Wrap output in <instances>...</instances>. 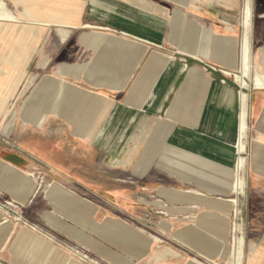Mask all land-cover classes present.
Returning a JSON list of instances; mask_svg holds the SVG:
<instances>
[{"label":"crops","instance_id":"0c3cea01","mask_svg":"<svg viewBox=\"0 0 264 264\" xmlns=\"http://www.w3.org/2000/svg\"><path fill=\"white\" fill-rule=\"evenodd\" d=\"M170 1L184 10L173 11ZM205 1L70 0L74 12L65 19L48 11L37 24L0 23L19 33L31 25L41 33L40 41L55 27L62 43L69 38L67 28L89 29L75 40L80 57L111 54L107 68L92 75H106L118 62L115 55L122 59L117 82L109 73V81L101 82L108 87L100 92L59 79L88 81L86 64L61 65L52 73L54 80L43 90L44 99L51 94L44 127L52 129L53 117H60L71 127L69 136L49 131L12 143V134L3 135L0 264H89L77 245L111 264H231L235 221L242 226L236 236L244 238L242 264H264V89L249 92L247 185L245 194H238L241 101L229 78L239 71L241 43L223 31L219 18L234 26L240 17L237 6L228 8L224 0ZM15 15L21 17L19 8ZM188 26L193 36L185 32ZM256 49L252 62L264 68V46ZM19 74L8 76L9 88L2 92L10 97L0 109H8L17 95L25 76ZM64 90L96 113L92 122L90 116L80 124L97 128L74 133L79 123L74 112L64 117L61 110L66 103L72 110L77 105ZM86 92L95 96L84 98ZM122 126L115 148L106 150L109 135ZM84 143L91 149L78 150ZM100 143L103 149L92 150ZM144 190L149 199L139 197Z\"/></svg>","mask_w":264,"mask_h":264},{"label":"rangeland","instance_id":"374dc122","mask_svg":"<svg viewBox=\"0 0 264 264\" xmlns=\"http://www.w3.org/2000/svg\"><path fill=\"white\" fill-rule=\"evenodd\" d=\"M178 1H183V0H178ZM202 1L206 2L205 0H202ZM211 1H213V0H211ZM224 1H225L224 2L225 4H228L227 5L228 8H232L233 6H237V8H236L237 17H240L239 21L241 23L243 5H244L245 0H234V1L224 0ZM4 2L7 4L8 8L11 11H13L14 13L17 14L18 8H17V6H15V3L13 0H4ZM18 2L20 4V7H23V5L25 3H27V4H25V6L27 5L25 8L29 9V11H27L29 14L23 15V18H25V19H26V17L31 18V15H34L37 13H39V15L41 13L45 15L44 12L47 13L48 11H57L58 17L65 19L66 16H70V11H73V7L71 5H68V4H70V0H18ZM77 6L78 5H76L75 7H77ZM81 8H82V6L80 4L78 6V8L76 9V13L79 12L81 10ZM170 8H172L173 11H175V9L184 10L181 8V6L179 4L178 5L174 4L171 1H170ZM233 9L235 10V7H233ZM19 10L21 11L22 9L20 8ZM193 12L195 14L197 13L196 10H193ZM263 14H264V0H253V22H252V33H251L252 34L251 35V45H252V56L253 57H254V54L256 53V50H257L256 48H259L260 46H264V18H260V16ZM219 20H220V22L219 21L218 22L223 27V31L225 33H229L231 35L238 37V39L241 43L242 37H243L242 25L237 24V25H234L235 26L234 27L232 25L225 24L222 17H220ZM179 21H180V19H179ZM25 26L29 30L31 29L30 31H35V30H32V28H29L30 26H28V25H25ZM228 28L231 29L232 31L229 30ZM67 30L69 31V38L66 42L62 43L61 37L58 34L57 28H55V27L49 28L47 30L46 37H44L41 41L39 40L40 42L39 41L37 42V46L35 48L37 52H33L32 56L30 55L31 54L30 49H31L32 45L22 44V42L19 41V39L25 41V39L22 36V34H23L22 31L19 33V31L17 30L18 35L16 37H6V38L3 37L1 39V36H0V82H1L0 83V91H1L0 92V101H2V104H0V105H6L5 103H7V100L10 97L9 92H6V93L2 92L4 90H6L7 88H9V86L6 84V83H9L8 80L10 79V77H8V76L10 74H14L16 76L19 73L21 75L25 74L24 79L21 82V84L19 85V88L17 90V95L15 96L16 98L13 97L12 99H10V101L8 103L9 108L8 109H0V111L5 114V116L3 117L4 119L0 123V144L3 143L2 142L3 140H6V138L3 136L5 134H7V135L12 134L11 135V138L13 139L12 143L18 141L19 139L25 138L26 136H32V135H38L39 136V135H45V134L49 135V131H52V133L59 135V138L61 135H63V137H64L65 135L69 136L71 134V132H72L71 127L65 122L64 119H59L60 117H53V118H55L53 120V121H55L53 128L50 129L47 125L46 127L43 126L44 130H38L41 128L37 129L35 126H31V125L27 126L23 123V119H22L23 108H26V110L27 109L30 110V108L33 106H35V107L42 106V107L46 108L48 106V104H50L49 101H46L47 100L46 98L45 99L43 98L44 97L43 96L44 86L48 82L54 80V77H53L54 75L52 73L58 72L61 65L73 67V66H78L81 64H86V66L89 69V72H88L89 76L87 78L88 81L81 80L80 76L77 78H73V76H71V77L65 76V77H61V78L59 77V79H62L66 83H68L67 86H71V87L77 86V87L85 89V90L88 89L91 92H100L101 88L103 89L104 87H108L106 85V83H103V85H102L101 82H102V80L109 81V78H106V77H108L106 75H108L109 73L111 74L110 79L114 82H117V79L120 77L118 75L121 72V71H119V68H120V64L122 62L120 60H122V59H120L121 56L118 54L115 55V57L118 59V62L115 63L114 65H112L113 67H111L110 70L107 69L106 75H103L101 72L100 73L97 72V74L95 73L94 75H92V72L96 69L107 68L108 65H107L106 61L110 58L111 54H102V56L100 54L97 58H95L94 53H87L86 56L82 59V57H80L81 48L75 44V40H77V38L80 36V34H82L85 31H89V29L73 30L71 28H67ZM188 30H189V35L193 36L194 33H192V29L189 26L187 29L185 28V32ZM256 32L258 33V37H255ZM183 38H185V37H181V40ZM258 38L260 39V41H257ZM18 41H19V43H18ZM34 53H36V54L34 55ZM99 58L101 60H99ZM44 61H47V64H46V66L43 67L42 64ZM115 65L117 66L116 69L114 68ZM252 65H253V62H252ZM68 74H71V72H68ZM236 75H238V73H235V75L232 76V78H229L230 84L237 86V88L240 92H242V93L245 92L249 96H251L249 92H251L253 87H255L254 84H249L250 85L249 89L248 88H244V89L241 88L240 89L238 87L239 83L235 80ZM29 81H32V82L29 83ZM3 82H4V84H3ZM224 82L225 81H223V83ZM97 83L100 84V87L95 86ZM18 95H20V97H18ZM46 95H47V98L50 99L51 94L47 92ZM86 96L87 97L88 96L94 97L95 95L89 94L88 92L83 93V97L87 98ZM74 97L76 98L75 104L77 105V109L72 110L71 109L72 106L70 107L68 103H66L64 105L61 103L63 105L62 110H61V116L66 117L67 116L66 113L68 111H70V114L72 112H74V114H75L74 119H75V121L79 122V123H75V125L73 127L74 133L77 134V133H80L81 128L83 127V124L82 123L80 124V122H82L83 119L86 120L90 116L91 117H90V119H88V121L92 122V118L94 119V117L96 116V113L93 114L90 111L91 107L88 110V108L85 105L86 103L84 101L80 100V98L77 95H75ZM75 98H74V101H75ZM42 99H44V100L42 101ZM40 101H42V102H40ZM251 106H252V104L250 103V107ZM68 107H69V109H68ZM50 121H52V120H50ZM96 122H97V120H96ZM95 124L96 123H94L93 126H90V125L86 126L84 129H82L81 133L86 135L88 129H90L91 127L97 128V126ZM248 124L249 125L247 126V128H248L247 137L249 136V130H250V122L249 121H248ZM105 128H107V127H105ZM124 128L125 127L122 126L120 129L123 131V133H124V130H123ZM103 130H101V131H103ZM120 130L117 132L118 135L116 137H119V138L121 137V135H120L121 131ZM77 138H78L77 136H74V139H76V143L78 140ZM108 140L114 141L113 138H111V139L108 138ZM108 140L105 142V145H106L105 148H107L109 146L107 144V142H109ZM117 141H118V139H117ZM246 141L248 142V138ZM122 144H123V146L126 145V147L128 145L127 142H123ZM115 145H116V143H115ZM115 145L113 146L112 149L115 148ZM78 147H79V148H77L78 150L80 149L83 151L91 149V147H89L88 144H85V143L79 145ZM102 147H103V144L100 143V144H97L96 146L92 147V150L99 152L100 149H103ZM240 156L247 157V151ZM240 156H238V157H240ZM100 162H102V161L100 160ZM146 164H149V158L147 159ZM246 174H247V170L245 172V178H246ZM141 182L142 181L139 179V183H141ZM148 193H149L148 191L144 190L142 192V194H145V195H140L139 197L141 199L142 198H144V199L148 198L149 199V196H147ZM1 197H2V195H0V198ZM6 200L3 202H6ZM138 215L140 216V214H138ZM26 223H28V222H26ZM236 223H237V221H236ZM236 223H233V224L236 225ZM135 224H137V227L144 228V226H142V224H140V223H135ZM143 224H144V222H143ZM235 225H233L234 228L236 227ZM236 235H239V233H234L233 239H235ZM236 238H238V237L236 236ZM160 243L161 242H159V244ZM162 243H163V241H162ZM77 246L79 247V250L83 251L84 254H86L88 256L89 259L86 261H88L89 264H92L91 262H96V264H111L106 259H105L106 263L104 262V260L100 259L99 255L95 251H93L87 247L81 246V245H77ZM77 246H75V248Z\"/></svg>","mask_w":264,"mask_h":264},{"label":"bare ground","instance_id":"6f19581e","mask_svg":"<svg viewBox=\"0 0 264 264\" xmlns=\"http://www.w3.org/2000/svg\"><path fill=\"white\" fill-rule=\"evenodd\" d=\"M194 1H196V0H194ZM25 4H27V3H25ZM25 4L23 5V7H20V4L18 2V8L22 9L20 11V13H21V17H20V16L15 15V13H13L8 8V6L4 2V0H0V23H21L24 20H26L30 24H37V22H39L38 18L40 17V15H36V16L31 15V18H28L25 16L26 19L23 18V15L29 14L27 12V11H29V9L25 8L27 6V5L25 6ZM252 22H253V0H245L244 5H243V11H242V20H241V25H242V29H243V37H242V42H241L240 67H239L238 75L235 76V80L239 83L241 88H248L249 89L250 88L249 84H254V86L256 88L264 89V68L262 65H261L260 69L257 68L254 64L252 65V59H253L252 58L253 57L252 56V45H251ZM46 24L48 25V23H46ZM17 35H18V32H17L16 28L6 30L2 26H0L1 39L3 37H5V38L6 37H16ZM22 36L25 39V41L27 42V44L32 45V47L30 49V53H31L30 55L32 56L33 52H37L35 48L37 46V42L41 39V33L39 31L25 30L23 32ZM35 54L36 53H34V55ZM226 75H227V73H226ZM239 93H240V101H241V112H240V117H239L238 140H237L235 148H236L237 154L240 156L247 151V141L246 140L248 138L247 137V132H248L247 126H248V121H249L250 97L245 92H243V93L239 92ZM74 94L75 93L72 91H67V93H66L64 90L63 95H65V97H67L68 99H73V98H75ZM88 100H90V99H88ZM75 102H76V100H75ZM50 105L51 104H48V106L46 108H44L42 106H37V107L33 106L30 108V110L29 109L26 110V108H23V110H22L23 111V117H22L23 123L27 126L31 125V126H35L36 128H43L46 120L48 119V109H49ZM4 116H5V114L0 111V123L4 119L3 118ZM82 128H85V126H83ZM119 130H120V127H118L117 130L115 129V131L112 132V135H109V139L113 138L114 141L108 140L109 142H107V144L109 146L107 148H105L106 145L104 144V146H105L104 148L106 150H111L113 148V146L115 145V143L117 142L116 136L118 135L117 132ZM94 134H97L96 130H95ZM99 134H100V132H99ZM246 170H247V158L240 156L238 158L237 165H236L235 190H236V193H238V194H245L246 185H247L246 178H245ZM162 213H163V215H167L164 212H162ZM241 228H242V226L240 225V222H238L236 224L235 233H239V235H240V232H242ZM234 245H235V248H234L235 250H234V255H233V261L231 264H242L243 253H244V249H243L244 248V238L241 236L236 238V236H235Z\"/></svg>","mask_w":264,"mask_h":264},{"label":"built area","instance_id":"2783aa9c","mask_svg":"<svg viewBox=\"0 0 264 264\" xmlns=\"http://www.w3.org/2000/svg\"><path fill=\"white\" fill-rule=\"evenodd\" d=\"M234 216H235V218L236 219H239L240 218V212H239V210L236 208L235 209V213H234ZM235 223H236V221H235ZM236 226V225H235ZM236 228V227H235ZM235 228H234V233H235ZM89 258H88V256L86 255L85 256V260H88Z\"/></svg>","mask_w":264,"mask_h":264}]
</instances>
